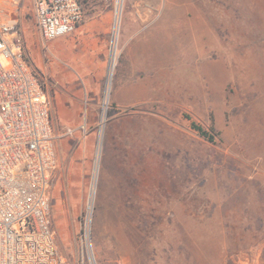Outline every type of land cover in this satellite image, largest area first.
Masks as SVG:
<instances>
[{
	"label": "rangeland",
	"instance_id": "obj_1",
	"mask_svg": "<svg viewBox=\"0 0 264 264\" xmlns=\"http://www.w3.org/2000/svg\"><path fill=\"white\" fill-rule=\"evenodd\" d=\"M82 1V24L46 46L21 4L65 264H264V0Z\"/></svg>",
	"mask_w": 264,
	"mask_h": 264
},
{
	"label": "built area",
	"instance_id": "obj_2",
	"mask_svg": "<svg viewBox=\"0 0 264 264\" xmlns=\"http://www.w3.org/2000/svg\"><path fill=\"white\" fill-rule=\"evenodd\" d=\"M22 1L0 0V264H65L51 221V102L23 50ZM34 9L45 46L84 21L82 0H34ZM91 200L81 232L89 255Z\"/></svg>",
	"mask_w": 264,
	"mask_h": 264
},
{
	"label": "trees",
	"instance_id": "obj_3",
	"mask_svg": "<svg viewBox=\"0 0 264 264\" xmlns=\"http://www.w3.org/2000/svg\"><path fill=\"white\" fill-rule=\"evenodd\" d=\"M192 128L196 130L201 136L206 138L209 141H214L216 137V133L213 132V134H210L205 128L202 126L196 124L195 122H192Z\"/></svg>",
	"mask_w": 264,
	"mask_h": 264
},
{
	"label": "bare ground",
	"instance_id": "obj_4",
	"mask_svg": "<svg viewBox=\"0 0 264 264\" xmlns=\"http://www.w3.org/2000/svg\"><path fill=\"white\" fill-rule=\"evenodd\" d=\"M119 9V8H118ZM118 25V18H117V21H116V26ZM116 37V36H115ZM114 49H115V43H114V46H113V52H114ZM109 80H110V77H109ZM109 84V83H108ZM108 88H109V85H108ZM134 202V201H133ZM135 205V204H134ZM136 206V205H135ZM135 211V210H133Z\"/></svg>",
	"mask_w": 264,
	"mask_h": 264
},
{
	"label": "crops",
	"instance_id": "obj_5",
	"mask_svg": "<svg viewBox=\"0 0 264 264\" xmlns=\"http://www.w3.org/2000/svg\"><path fill=\"white\" fill-rule=\"evenodd\" d=\"M105 23H107V21H106V20H104V24H105ZM103 30H104V31H107V28H106V26H103Z\"/></svg>",
	"mask_w": 264,
	"mask_h": 264
}]
</instances>
